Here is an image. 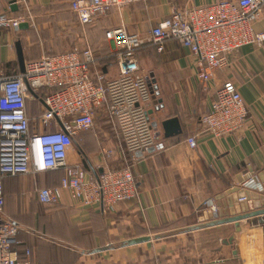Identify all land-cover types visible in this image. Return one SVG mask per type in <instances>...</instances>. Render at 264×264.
<instances>
[{"label":"crops","instance_id":"0c3cea01","mask_svg":"<svg viewBox=\"0 0 264 264\" xmlns=\"http://www.w3.org/2000/svg\"><path fill=\"white\" fill-rule=\"evenodd\" d=\"M5 1L0 0V11L6 10ZM70 1L27 0L28 8L12 9L14 15L26 13L24 22L29 25L19 30H0V68L9 73L20 71L16 49L10 47L18 40L22 41L26 62L48 52H65L59 48L53 51L57 47L52 43L54 35L51 32L46 36L43 28L48 24L46 16L61 17L66 7L76 17L78 26L72 45L83 50L88 45L110 44L105 37L109 29L124 26L130 33L145 34L174 10L214 0L137 1L100 14L89 25L79 22ZM254 29L262 32L264 19ZM139 53L145 62L143 68L147 67L141 69L156 79L157 99H162L165 106L156 109L160 103L154 101L149 109H153L149 117L158 136L157 148L132 165L138 182L137 196L122 203L117 211L105 213L99 205L83 206L72 200L66 191L57 204L40 202V187L56 185L61 171L7 176L3 181L4 211L21 224V249L30 248V264H149L147 245L152 238L132 245L127 244L128 240L159 233L162 226L171 223L198 227L221 214L247 212L263 202L264 191H258L255 182L264 187V42L246 44L234 52L230 67L215 71L208 89L198 82L197 56L177 40L169 41L164 53L154 46ZM103 66L109 77L117 76L115 65ZM111 68L116 71L114 75L110 74ZM227 80L239 87L249 108L248 122L240 132L215 137L202 130L201 115L210 110L217 90ZM167 118L178 120L172 133H167L162 125ZM97 119H104L109 126ZM110 127L106 116L99 115L94 128L81 131L76 137L84 166L95 177L104 167L125 165L117 151L119 138ZM189 135H197L195 148L187 143ZM245 182L250 185L244 186ZM243 196L247 200L240 201ZM209 199L218 207L217 216L205 205ZM252 219L255 218L219 226L230 224L236 233ZM235 251L233 246L229 255L223 251L212 262L242 264ZM90 253L94 257L86 258Z\"/></svg>","mask_w":264,"mask_h":264},{"label":"built area","instance_id":"2783aa9c","mask_svg":"<svg viewBox=\"0 0 264 264\" xmlns=\"http://www.w3.org/2000/svg\"><path fill=\"white\" fill-rule=\"evenodd\" d=\"M137 1L149 0H71L70 7L82 25H89L100 14ZM13 5L28 8L27 0H6L0 30H19L27 20L24 12L14 15ZM263 19L264 0H214L174 10L145 34L130 33L124 26L109 29L105 37L112 46L116 77H109L105 66H97L90 45L42 55L26 62L24 71L9 73L0 68V264H30L31 253L28 247L21 249V224L4 211L7 176L61 171L56 185L40 187V202L57 204L66 191L72 200L83 206L99 205L105 213L117 211L137 196L132 165L155 151L158 138L148 113L154 102L152 76L141 69V49L154 46L164 53L167 43L177 40L197 56L198 82L208 89L215 71L230 67L234 52L246 44L264 42V30L254 29ZM10 47L16 49L15 43ZM223 83L210 110L201 115L202 130L215 137L242 131L249 116L236 82ZM30 103L38 105V115L31 114ZM103 114L119 138L117 151L125 165L104 167L95 177L84 166L76 137L94 128L96 117ZM187 143L195 148L197 135H189ZM255 183L258 191H264L260 182ZM244 200L247 196L240 197ZM205 205L218 215L211 199ZM255 231V226L248 230L244 241ZM232 243L242 264H264V243L241 244L235 239Z\"/></svg>","mask_w":264,"mask_h":264},{"label":"rangeland","instance_id":"374dc122","mask_svg":"<svg viewBox=\"0 0 264 264\" xmlns=\"http://www.w3.org/2000/svg\"><path fill=\"white\" fill-rule=\"evenodd\" d=\"M48 24L44 26V32L53 33L54 45H57L53 51H68L74 49L75 32L78 30L76 17L66 7L62 11L61 17L54 15L46 16ZM75 45V44H74ZM59 46V47H58ZM73 47V48H72ZM110 44H100L92 46L94 54L98 58V66L112 64L114 60ZM51 53V52H48ZM46 53V55H51ZM141 68L145 66L144 60L140 55ZM147 69V67H145ZM143 68V69H145ZM145 69V70H146ZM111 75L115 74L114 68H111ZM32 115H38L39 107L34 103ZM38 107V108H37ZM104 119H97L102 124ZM104 125L109 126L107 123ZM113 130L112 126L110 127ZM114 131V130H113ZM85 162V161H84ZM262 220L255 221L257 218L248 220L242 226V230L235 233L230 224L222 227H207L199 224L198 227H192L190 224L171 223L161 227L159 233L150 234L152 241L147 245L149 264H212V260L219 257L220 253L230 254L231 248L236 245L235 242L252 244L253 240L258 243H264V217H258ZM256 228L254 235L248 240L245 233L252 228ZM239 229V228H238ZM237 231V230H236ZM250 232V231H249ZM252 232V231H251ZM244 233V234H243ZM235 234V238L234 235ZM255 238V239H254ZM221 256V255H220ZM86 258L94 257L93 253L87 254Z\"/></svg>","mask_w":264,"mask_h":264},{"label":"water","instance_id":"95a60500","mask_svg":"<svg viewBox=\"0 0 264 264\" xmlns=\"http://www.w3.org/2000/svg\"><path fill=\"white\" fill-rule=\"evenodd\" d=\"M12 8L14 10H17V6L13 5ZM29 24L27 22H22L21 27L28 26ZM16 54L19 60V65H20V70L24 71L25 70V65H26V58L24 57V52H23V44L22 41L18 40L16 42ZM105 72H107L106 68H104ZM152 76V74H151ZM150 84L152 85L154 94L153 98L156 103H160V106L157 107L156 109H161L164 108V103L162 99H157V95L159 94V85L156 83V79L152 76V79L150 80ZM32 94H35L32 89H30ZM153 109L149 110V114L151 113ZM178 120L177 118H167V120L162 122V125L167 133H172L174 130V127L177 125ZM157 124V123H155ZM216 218V220L210 221L203 226H210V227H218L221 224H226V223H235L236 221L239 222L242 219H249L251 217L253 218H258V217H264V197H263V202L260 203L259 206L257 207H252L249 211L247 212H241L235 215H230V216H222ZM151 240V236L149 235H144V236H139L138 238H133L127 241V244H139V242L143 241H149Z\"/></svg>","mask_w":264,"mask_h":264},{"label":"trees","instance_id":"16d2710c","mask_svg":"<svg viewBox=\"0 0 264 264\" xmlns=\"http://www.w3.org/2000/svg\"><path fill=\"white\" fill-rule=\"evenodd\" d=\"M112 64L114 65V60H112ZM30 104H34V103H30ZM36 104V103H35ZM38 106V105H37ZM32 108V107H31ZM38 108V107H37ZM22 247V246H21Z\"/></svg>","mask_w":264,"mask_h":264}]
</instances>
